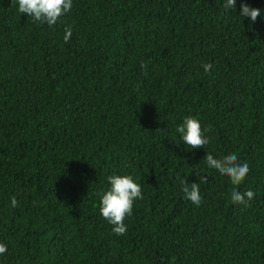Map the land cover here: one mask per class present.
<instances>
[{"label":"trees","instance_id":"trees-1","mask_svg":"<svg viewBox=\"0 0 264 264\" xmlns=\"http://www.w3.org/2000/svg\"><path fill=\"white\" fill-rule=\"evenodd\" d=\"M224 3L72 0L49 27L0 0V264H264V0ZM208 154L249 165L250 207ZM111 175L142 189L123 235L99 214ZM201 175L197 207L180 181Z\"/></svg>","mask_w":264,"mask_h":264},{"label":"clouds","instance_id":"clouds-1","mask_svg":"<svg viewBox=\"0 0 264 264\" xmlns=\"http://www.w3.org/2000/svg\"><path fill=\"white\" fill-rule=\"evenodd\" d=\"M12 3L18 6L20 14H26L34 22L46 23L49 27L54 26L72 8V0H12ZM235 8L236 0H225L223 4L225 11ZM260 15V9L241 3L240 17H248L251 22H255ZM71 35L72 27L66 26L63 36L66 43L70 40ZM140 66L146 72L147 62L141 61ZM203 67L205 72H209L212 65L206 63ZM176 131L180 135V140L188 146V149L204 148L205 145L210 143V138L205 133L211 131V126L202 129L200 121L191 116H186L182 123L177 125ZM237 161L238 157L235 154H229L220 159L214 158L211 154L206 155L207 166L215 169L220 175L227 176L234 186L230 194L231 201L234 204L250 207L249 201L253 199L255 193L251 189L241 192L236 187L242 183L249 173V165L246 162L238 163ZM107 180L110 187L97 193L99 197V214L113 226L111 229L113 233L123 235L127 232L124 220L132 214L134 201L143 198L142 189L131 175H111ZM207 182L208 177L205 175L199 176V183H188L186 180H181L184 198L193 205L200 206L202 203L200 184H206ZM10 202L13 207L18 205L15 197H12ZM6 252L7 246L0 243V255Z\"/></svg>","mask_w":264,"mask_h":264}]
</instances>
